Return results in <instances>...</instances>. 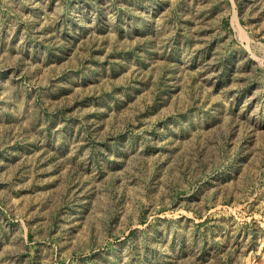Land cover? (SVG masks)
<instances>
[{
	"label": "rangeland",
	"instance_id": "rangeland-1",
	"mask_svg": "<svg viewBox=\"0 0 264 264\" xmlns=\"http://www.w3.org/2000/svg\"><path fill=\"white\" fill-rule=\"evenodd\" d=\"M0 264H264V0H0Z\"/></svg>",
	"mask_w": 264,
	"mask_h": 264
}]
</instances>
